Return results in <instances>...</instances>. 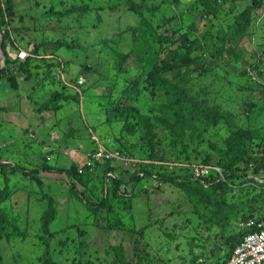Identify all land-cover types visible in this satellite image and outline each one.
I'll return each mask as SVG.
<instances>
[{
  "label": "rangeland",
  "instance_id": "obj_1",
  "mask_svg": "<svg viewBox=\"0 0 264 264\" xmlns=\"http://www.w3.org/2000/svg\"><path fill=\"white\" fill-rule=\"evenodd\" d=\"M126 1L0 0L2 41L5 30L32 56L0 65L5 95L27 104L0 112V161L20 168L0 173V264H212L208 248L223 251L242 214L263 209L264 0H133L135 12ZM173 52L178 65L153 84ZM100 145L122 157L85 170ZM245 163L263 169L238 172ZM196 172L236 179L219 189ZM241 196L248 205L221 213Z\"/></svg>",
  "mask_w": 264,
  "mask_h": 264
},
{
  "label": "trees",
  "instance_id": "obj_2",
  "mask_svg": "<svg viewBox=\"0 0 264 264\" xmlns=\"http://www.w3.org/2000/svg\"><path fill=\"white\" fill-rule=\"evenodd\" d=\"M12 5H13V3L11 2L10 3V1L9 2H7V5H6V7H5V14H6V16H14V15H16V13H14V11H13V7H12ZM125 6H126V8L128 9V10H130V11H137L138 10V6L136 5V3L133 1V0H127L126 1V3H125ZM248 13H249V10H248ZM247 18L245 19V21H244V23L247 25L248 24V20H249V15L247 14ZM1 23H3V19H2V11L0 10V29L2 28V25H1ZM246 25H243L242 26V28H240V29H243V27H245ZM3 29V28H2ZM238 32H239V27H234V31L232 32V37L235 35V34H238ZM231 38V35L228 37V39H230ZM8 39H9V37L6 35V31L4 30V32H3V41H2V46H4L5 44H6V42L8 43ZM218 43H220L221 45H223V40L221 39H219L218 41H217ZM230 42H231V40H230ZM4 48V47H3ZM37 48H38V50H39V47H37V45L33 42V48H32V50L34 51V52H38V50H37ZM190 49L191 48H189V50L188 51H190ZM219 50H222V49H219ZM13 51L15 52L16 51V49L14 50V48H13ZM225 51H226V53H227V48H225ZM180 58H181V55L180 54H176V53H174L173 52V54L169 57H165V58H163V59H161V60H159V63H154V66H153V68L147 73L148 75H147V78L153 83V80L154 79H160V78H162V76H161V74H163V73H165V72H168V71H170L171 69H173V68H175L178 64H176L175 63V60L176 59H179L180 60ZM31 60H32V56L30 55V56H28L24 61H22V62H17V65L18 66H24V65H26V64H29V63H31ZM9 62L10 64H11V61H10V59L6 56V54H5V62ZM7 62V63H8ZM5 66H2L1 68H0V74H2V72H5L6 73V69L4 68ZM3 75V74H2ZM7 79L8 80H11V81H13L14 80V76H13V74H8L7 75ZM165 79V78H164ZM163 80V79H162ZM10 81V82H11ZM153 84H159L158 82H154ZM14 86H16V83H15V85ZM167 91L168 92H172V93H177V96H178V100L179 101H182V97L180 96V94L178 93V91H179V89H170V87L167 89ZM211 113H212V115H214V114H216V115H218V118L219 117H221V116H223V114H219V111L217 110V108L216 107H211L210 108V110H209ZM251 137H254V135H251L250 137H248V138H251ZM105 147H110V146H105ZM96 150V148L94 149V151ZM121 152V151H120ZM224 159H226V158H223L222 160H224ZM233 161H235V160H233ZM106 162H111L110 160H105V161H102V162H100V161H93L92 162V164H91V166L90 167H85V170H89V169H91V171L93 170V167L95 166V164H101V163H106ZM232 163V162H231ZM8 169H10L11 171H14V170H16V169H20L19 167H17V166H15V165H13V164H11V163H7V162H3V161H0V173L1 174H5V171H7ZM261 169H263V167L261 168ZM260 169V166L259 165H253L252 163H245L244 164V168H242V170L241 171H238L239 169H235L234 171L235 172H253V173H257V172H259V170H261ZM22 170V169H21ZM41 170L42 171H50V168L49 167H46V166H43L42 168H41ZM90 171V170H89ZM38 172V170H36V169H33V170H30V171H27L26 173H29V174H31V175H33L34 173H37ZM59 172H63V173H65V175L67 176V177H69V178H71L72 177V174H71V172L69 171V170H62V171H59ZM82 173H85V172H76L74 175L75 176H77L79 179H80V174H82ZM88 174V173H87ZM195 175V176H194ZM194 179H192L193 181L195 180V183L196 184H198V182H200V184L199 185H201V184H206V185H209V184H211V185H214V187H217V188H222V187H226L228 190H231V185L235 182V179H236V175L234 174V173H228V174H226L225 173V181H223V180H218L217 182H215V180H216V178H214V177H212L211 175H204V174H201L200 175V173L198 172V175H196L195 173H194ZM162 180H166V181H170V182H174V178H172V176H170V175H164V174H161L160 176H159ZM240 177H242V178H244V179H246L247 181H252L253 183V185L255 186L256 184L257 185H260L261 183H258L256 180H258V179H256L255 180V178L253 179L252 177H249V174H246L245 173V175L244 174H241L240 175ZM175 178H179V176L177 177H175ZM136 179H139V177H137ZM174 179V180H173ZM218 179H221L219 176H218ZM243 179V180H244ZM246 180H244V181H246ZM176 181V180H175ZM181 182H183V181H181ZM181 182H179V183H181ZM264 182V181H263ZM38 183H39V181H38ZM120 181H115V189L117 190V188L119 187V185H120ZM264 184V183H263ZM69 185H70V188H71V191L73 192V194H74V196L77 198V199H79V200H83L84 202H85V204H90V205H93V204H91L92 202H90V200L88 199V198H86V196H84L80 191H78L76 188H75V184H74V182L73 181H71L70 183H69ZM254 186H250V188H249V190H252L253 188H254ZM256 190V188L254 189V191ZM115 193H116V191H115ZM10 195V192L8 191V189H5V188H0V202L1 201H3V200H5L8 196ZM241 197H243V198H238L236 201H238V202H231L229 205H225V204H223V206L221 207V213L222 214H225V212L226 211H228V210H230V209H232V207L234 206L235 207V209H236V207L237 208H239L238 206H239V204L241 203V202H243V203H241L243 206H245V204L246 205H248L249 204V202H248V200L244 197V196H241ZM53 203H54V201H53V199L51 198V197H47V205H48V207H49V209H50V217L51 218H54V216H55V209H54V205H53ZM100 203L102 204V203H104V199H102L101 201H100ZM100 204V205H101ZM236 204V205H235ZM264 205V204H263ZM241 209L242 208H240V209H238L237 211H235L234 213H237V212H241ZM242 218H241V220H240V223H239V229H238V232H237V234H236V236L234 237V238H232V239H229L228 240V246H227V248H225L223 251H221V250H219V249H217V250H211V248L209 249L208 248V255L210 256V254L213 256L214 255V257H213V259H214V261L212 262V264H226V262H227V260H228V258H229V256L231 255V253L233 252V250H234V248L236 247V245L239 243V241L241 240V238H242V236L245 234V233H247V232H251V231H253L255 228L253 227V226H250V227H246L245 226V222L246 221H248L250 218H253V219H256V220H263L264 221V206H263V209L258 213V212H253V211H248V212H246V213H244V214H242V216H241ZM50 221V220H49ZM49 221H48V223H49ZM244 222V223H243ZM242 223H243V225H242ZM241 224V225H240ZM46 228H47V226H46ZM205 239V238H204ZM193 244H195V241H193ZM213 248V247H212ZM211 257V256H210ZM192 260H194L193 258H192ZM196 261V260H195ZM195 261H193L194 263H195ZM201 264H209L208 263V261H206V260H204L203 262H201Z\"/></svg>",
  "mask_w": 264,
  "mask_h": 264
},
{
  "label": "built area",
  "instance_id": "obj_3",
  "mask_svg": "<svg viewBox=\"0 0 264 264\" xmlns=\"http://www.w3.org/2000/svg\"><path fill=\"white\" fill-rule=\"evenodd\" d=\"M9 38L12 39L10 34ZM6 44L9 45V43ZM7 55L9 59L16 62H22L29 56L23 48H17L12 54H9L7 49ZM120 157L122 153L118 150L100 145L92 154L84 157L83 165L90 167L94 160L102 162ZM245 226H253L255 229L242 236L226 264H264V221L250 218L245 222Z\"/></svg>",
  "mask_w": 264,
  "mask_h": 264
},
{
  "label": "crops",
  "instance_id": "obj_4",
  "mask_svg": "<svg viewBox=\"0 0 264 264\" xmlns=\"http://www.w3.org/2000/svg\"><path fill=\"white\" fill-rule=\"evenodd\" d=\"M7 49H8L9 54L14 53L11 46H8L7 44H5L4 46H2V50H3V59L2 60H4L5 54H7ZM7 57H8V55H7ZM5 93H8V90L6 89L5 85L3 84V87L0 85V112L5 113L7 107H9L10 113H12L11 111L21 113L22 107L24 108L23 109L24 112H26L27 104L25 102H21V103L19 102L18 104L15 105V103H12L10 97L8 98V96H6ZM10 106L15 107V108L13 110H11ZM4 143H6V142L4 141L3 144Z\"/></svg>",
  "mask_w": 264,
  "mask_h": 264
},
{
  "label": "water",
  "instance_id": "obj_5",
  "mask_svg": "<svg viewBox=\"0 0 264 264\" xmlns=\"http://www.w3.org/2000/svg\"><path fill=\"white\" fill-rule=\"evenodd\" d=\"M2 59H3V50H2V32L0 30V65L2 63Z\"/></svg>",
  "mask_w": 264,
  "mask_h": 264
},
{
  "label": "clouds",
  "instance_id": "obj_6",
  "mask_svg": "<svg viewBox=\"0 0 264 264\" xmlns=\"http://www.w3.org/2000/svg\"><path fill=\"white\" fill-rule=\"evenodd\" d=\"M3 63V62H2Z\"/></svg>",
  "mask_w": 264,
  "mask_h": 264
}]
</instances>
